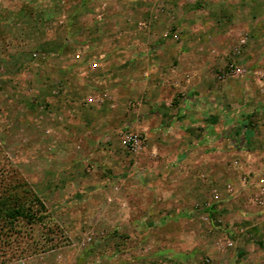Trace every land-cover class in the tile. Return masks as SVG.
Returning a JSON list of instances; mask_svg holds the SVG:
<instances>
[{
	"label": "rangeland",
	"instance_id": "obj_1",
	"mask_svg": "<svg viewBox=\"0 0 264 264\" xmlns=\"http://www.w3.org/2000/svg\"><path fill=\"white\" fill-rule=\"evenodd\" d=\"M263 74L264 0H0V264H264Z\"/></svg>",
	"mask_w": 264,
	"mask_h": 264
},
{
	"label": "built area",
	"instance_id": "obj_2",
	"mask_svg": "<svg viewBox=\"0 0 264 264\" xmlns=\"http://www.w3.org/2000/svg\"><path fill=\"white\" fill-rule=\"evenodd\" d=\"M262 76L264 77V74Z\"/></svg>",
	"mask_w": 264,
	"mask_h": 264
},
{
	"label": "crops",
	"instance_id": "obj_3",
	"mask_svg": "<svg viewBox=\"0 0 264 264\" xmlns=\"http://www.w3.org/2000/svg\"><path fill=\"white\" fill-rule=\"evenodd\" d=\"M197 74V73H196ZM197 76V75H196Z\"/></svg>",
	"mask_w": 264,
	"mask_h": 264
}]
</instances>
